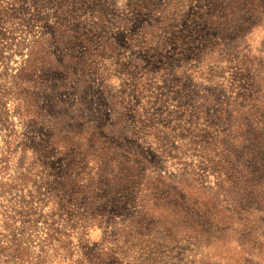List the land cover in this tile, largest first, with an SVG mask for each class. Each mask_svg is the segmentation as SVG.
Wrapping results in <instances>:
<instances>
[{
    "label": "rangeland",
    "instance_id": "obj_1",
    "mask_svg": "<svg viewBox=\"0 0 264 264\" xmlns=\"http://www.w3.org/2000/svg\"><path fill=\"white\" fill-rule=\"evenodd\" d=\"M0 264H264V0H0Z\"/></svg>",
    "mask_w": 264,
    "mask_h": 264
}]
</instances>
